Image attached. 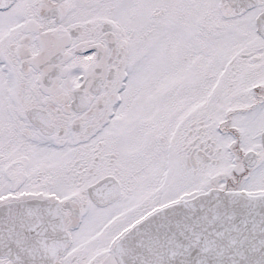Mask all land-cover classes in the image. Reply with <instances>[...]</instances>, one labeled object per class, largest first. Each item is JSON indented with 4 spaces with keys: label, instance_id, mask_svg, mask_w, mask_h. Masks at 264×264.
<instances>
[{
    "label": "snow or ice",
    "instance_id": "obj_1",
    "mask_svg": "<svg viewBox=\"0 0 264 264\" xmlns=\"http://www.w3.org/2000/svg\"><path fill=\"white\" fill-rule=\"evenodd\" d=\"M0 264H264V0H0Z\"/></svg>",
    "mask_w": 264,
    "mask_h": 264
}]
</instances>
